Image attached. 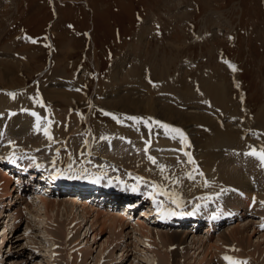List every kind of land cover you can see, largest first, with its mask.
<instances>
[{"label":"rangeland","instance_id":"rangeland-1","mask_svg":"<svg viewBox=\"0 0 264 264\" xmlns=\"http://www.w3.org/2000/svg\"><path fill=\"white\" fill-rule=\"evenodd\" d=\"M177 89L187 95L181 98ZM216 92H222L220 103ZM126 99L133 112L116 108ZM186 117H194L192 131ZM3 135L12 140L5 148L0 140V156L24 150L38 157L35 165L57 173L144 182L161 196L163 210L175 200L189 205L190 214L206 200L201 209L212 211L210 200L228 197L231 187L220 166L232 174L240 169L237 178L242 174L245 182L254 179L248 177L254 171L264 180V160L252 154L264 149V0H0ZM225 138L234 144L214 150L212 144ZM1 199L9 204L13 197ZM68 199L49 211L41 209V200L27 199L32 207L18 205L26 216L17 227L10 219L16 209L6 214L0 209V264H74L80 256L79 264L106 258L114 263L117 257L125 259L119 264H159L164 257L171 264L168 241L140 232L137 218L129 219L134 226L124 233L101 232L78 200ZM261 212L233 228H254L251 221L259 222ZM5 215L10 217L2 219ZM58 222L70 224L67 245L57 246L51 234ZM154 227L156 236L169 231ZM232 230L222 233L229 237ZM222 233L204 241L212 245L205 251L194 250L192 243L201 236L191 234L188 249H180V263L219 264L221 254L230 251ZM253 236L264 251V232Z\"/></svg>","mask_w":264,"mask_h":264},{"label":"bare ground","instance_id":"bare-ground-1","mask_svg":"<svg viewBox=\"0 0 264 264\" xmlns=\"http://www.w3.org/2000/svg\"><path fill=\"white\" fill-rule=\"evenodd\" d=\"M128 58V57H127ZM125 59V58H124ZM115 69V68H114ZM113 77H114V75H113ZM167 84V83H166ZM170 84V83H169ZM170 88V87H169ZM171 89V88H170ZM173 89V88H172ZM171 89V90H172ZM149 90V89H148ZM176 91V93H179V94H177L178 96H181V98H182V95H184V92L183 93H181L178 89L177 90H175ZM179 91V92H178ZM148 92L149 91H147V94H148ZM215 92V91H214ZM219 92V91H218ZM175 93V94H176ZM222 93V92H221ZM221 93H215V97L217 98L216 100L218 101L219 100V103L221 102L220 100H222L223 98H221L220 99V97L222 96L223 97V95L221 94ZM128 94V93H127ZM150 94V93H149ZM221 94V95H220ZM185 95H187L186 93H185ZM184 95V96H185ZM189 95V94H188ZM130 97V96H129ZM128 97V98H129ZM192 97V96H191ZM121 98V97H120ZM180 97H178V99H179ZM180 98V99H181ZM184 99V98H183ZM182 99V101H184ZM124 100H125V98H124ZM123 100V101H124ZM127 101H120V103L118 104V105H116V106H118V107H116L117 109H121V110H123V111H127V112H131V110H132V112H133V109H131L130 108V104H132V100L131 99H126ZM186 100V99H185ZM116 101V100H115ZM119 101V100H118ZM187 101V100H186ZM214 101V100H213ZM138 102V101H137ZM141 102V101H140ZM152 102V101H151ZM111 103V102H110ZM127 103V104H126ZM143 103V102H142ZM147 103V102H146ZM150 103V102H149ZM182 103V102H181ZM180 103V104H181ZM136 104V103H135ZM144 104V103H143ZM142 104V105H143ZM128 105H130V106H128ZM133 105V104H132ZM141 105V106H142ZM149 104H147L146 106H148ZM114 106V105H113ZM137 106V105H136ZM140 106V105H139ZM140 106V107H141ZM145 106V105H144ZM152 105H150L149 107H151ZM155 106V105H154ZM157 106V105H156ZM138 107V106H137ZM148 107V108H149ZM165 107V106H164ZM164 107H162V108H164ZM168 107V106H167ZM133 108V107H132ZM147 108V109H148ZM166 108V107H165ZM169 108V107H168ZM117 109H115V110H117ZM139 109H141V108H139ZM150 109V108H149ZM153 109H154V107H153ZM120 110V111H121ZM136 110V109H135ZM167 110V109H166ZM178 110V109H177ZM151 111V110H150ZM158 112H160L159 110H157ZM143 113H144V111H142ZM163 112H165V111H163ZM167 112H169V111H167ZM172 112H174V111H172ZM171 112V113H172ZM135 113V112H134ZM137 113H140V112H137ZM151 114H152V111L150 112ZM156 113V112H155ZM180 113V112H179ZM178 113V114H179ZM136 114V113H135ZM154 114V113H153ZM157 114V113H156ZM144 115H146V114H144ZM170 115V114H169ZM169 115H168V117H169ZM177 115V114H176ZM173 116H175V115H173ZM181 116V115H180ZM163 117L164 118H166L167 119V115H165L164 116V113H163ZM162 118V117H161ZM175 118H176V116H175ZM182 118V117H181ZM205 118V117H204ZM169 119H171V118H169ZM186 119H188L186 122H185V125H187V128L188 129H190V126H188V125H190V124H193L192 122L194 121V117H186ZM171 120H173V119H171ZM182 120V119H181ZM185 120V119H184ZM174 121V120H173ZM176 121H178V119H175V122ZM204 124V123H203ZM15 125V124H14ZM11 127V129L12 130H14L15 128H17V126H10ZM192 127V126H191ZM191 131H192V129H190ZM190 133V132H189ZM194 133V132H193ZM196 134V133H195ZM217 136V135H216ZM222 136V135H221ZM220 136V137H221ZM196 137V136H195ZM11 138V137H10ZM193 138V137H192ZM201 138V137H200ZM221 138H223V137H221ZM241 138V137H240ZM226 140H224V139H218V140H216L214 143L215 144H212V145H214L213 146V148H214V150H218V147H220L219 146V144L221 145V144H223V143H227V144H230V145H232V144H234V139L233 138H225ZM242 139V138H241ZM11 140H12V138H11ZM9 138L7 139V141H8V143L10 144V141H11ZM23 139H19V142H20V144H21V141H22ZM24 142H25V140H23ZM196 141V140H195ZM17 142V141H16ZM24 142L22 143L23 145H24ZM188 142V141H187ZM17 144V143H16ZM21 144V145H22ZM18 145V144H17ZM185 145V144H184ZM212 148V149H213ZM211 157V159L213 158L212 156H210ZM216 159V158H215ZM8 161V160H7ZM6 160L4 161V159H2L1 157H0V163L1 164H3L4 165V163L5 164H7L8 165V167H9V161L7 162ZM147 161V160H146ZM208 162V161H207ZM209 162H211V161H209ZM1 164H0V166H1ZM5 166V165H4ZM250 166V165H249ZM223 170H222V169ZM242 168V167H241ZM254 168V167H253ZM231 170H233V169H231ZM231 170H230V167H228V166H220V173H222L223 175H225L227 178H228V180L230 179V181H229V185H231V187H228L227 189L230 191L229 192V196H228V198L230 197H232L233 199H234V201H237V205H236V207H237V209H242V211H238L237 213H236V216L238 217L237 218V220H242L241 218H239L240 216H250L249 214H252L253 213V215H255V214H257V213H259V212H261V214L264 216V180H261V177L262 176H260V175H258V174H256V172L254 171V172H252V174H248V177H251V179L254 177V179H252V183H255V184H257V187H259L257 190V193L256 192H254L252 189H254L253 188V185H252V183L250 182H245V180H243L244 179V176H241L240 175V177H238L237 178V176L239 175V173H240V169H237L239 172H237L236 171V173L235 174H232V172H231ZM213 171V170H212ZM210 172H211V170H210ZM234 172V171H233ZM213 173V172H212ZM242 173V172H241ZM249 173V172H248ZM7 174H11V173H7ZM7 174H5V173H1L0 172V197H3L4 198V196H6L7 198H10V197H13V199L11 200V202L8 204V205H6V207L7 206H11L12 208H11V211H13V209H16L15 211H14V217H10L9 215L7 216V215H5V216H3L2 217V219H5L6 218V216L7 217H10V219L11 218H13V219H15V224H16V226L15 227H17V225L19 226V224L22 222V221H24V218H25V216H26V214H25V211H23V209H21V208H18V205L21 203V204H25V205H27L26 206V209L27 208H31L30 206H29V204H31V202H28L27 201V199H26V201L25 200H23L24 198H23V196H22V194L19 196L18 194L20 193V192H22V185H23V183H22V180H23V178L21 177V176H19V177H16L15 178V175H7ZM221 174V175H222ZM259 174H260V172H259ZM56 175H58V174H56ZM222 175V176H223ZM235 175V176H234ZM252 175V176H251ZM257 175V176H256ZM247 177V176H246ZM247 177V178H248ZM168 178V177H167ZM217 178V177H216ZM225 178V177H224ZM247 178H246V181H247ZM177 179V178H176ZM223 179V178H222ZM226 179V178H225ZM263 179V178H262ZM168 180V179H167ZM166 181V180H165ZM169 181V180H168ZM54 183H53V185H59V184H65L66 183V185H71L70 183L68 184L67 182H65L64 183V179L62 178V177H59V178H57V179H55L54 181H53ZM167 182V181H166ZM92 184H94V185H92ZM211 184V183H210ZM209 184V185H210ZM238 184H240L241 186H237ZM254 184V185H255ZM76 185H78V186H80L79 187V189H81V190H79L81 193L82 192H86V191H88V190H92V189H96V190H99V188H101L100 186H98V184H95V183H91V184H83V183H80V182H75L74 183V185H71V187L73 188V186H76ZM166 185V184H165ZM209 185H208V187H209ZM103 188H108V190L109 189H112L113 187H112V185L111 184H109V183H106L105 185H103L102 186ZM219 187V186H218ZM223 187H227V186H223ZM222 187V188H223ZM102 188V189H103ZM13 189V190H12ZM231 189H233V190H243L244 191V199L243 200H238V199H236L235 198V196L233 195V194H231V192H232V190ZM260 189V190H259ZM18 190V194H17V196L16 197H14L16 194V191ZM48 190V189H47ZM210 190L213 192L214 191V188H213V186L212 187H210ZM13 191V192H12ZM84 192V193H85ZM215 192V191H214ZM135 193V195H137L138 193L137 192H134ZM186 193V192H185ZM217 193V192H216ZM228 193V192H227ZM98 195H102V196H104V194L103 193H99ZM132 196V195H131ZM142 196H143V199H145L146 200V196L144 195V194H142ZM226 197V196H225ZM2 198V199H3ZM15 198V199H14ZM71 198H75L76 199V196H73V197H71ZM1 199V198H0ZM1 199V200H2ZM68 200H70V199H68ZM76 200H78L79 201V199L77 198ZM15 201V202H14ZM252 201H253V210L250 212V211H247V208L251 205V203H252ZM26 202V203H25ZM41 203L44 205V207H41V209L42 208H44L46 211H49V209L51 208L52 210H53V208H55L56 206V208H60L63 204H65V202H58V204L55 202V201H47V200H41ZM66 203H70V202H66ZM233 203V202H232ZM3 204H5V203H3ZM32 205H35L34 204V202H33V204ZM67 205V204H66ZM74 206H75V209H76V203L75 204H73ZM94 205V204H93ZM93 205H86L85 203H80V207H83V210L86 212V216L87 215H91V216H93L94 217V219H95V222H96V224L98 223L99 224V227L101 228L100 229V231L101 232H104L105 230H107V228H109L110 229V231H114L115 229H121V231H123V233L125 232V230H127V229H130V227H133L134 226V224L133 225H131V222L129 221V219H132V216H131V214H130V211H128L127 213H126V215H122V216H117V215H111V214H109L107 211H105L106 213H104V212H98V211H95L96 209V207L95 206H93ZM35 206H37V205H35ZM34 206V207H35ZM90 206V207H89ZM97 206V205H96ZM158 208V209H157ZM75 209H72V211H73V213H75L76 211H75ZM234 209H236L235 207H234ZM29 210V209H28ZM32 210V209H31ZM43 210V209H42ZM144 210H145V208H144ZM144 210H143V213L145 214L144 215V217H141L140 219H136V220H138V222H139V220H140V222L139 223H137L138 224V226H137V228L139 229V231L140 232H142L143 234H146V235H151L152 234V240L153 239H162V238H164V239H166L167 241H168V243L170 244V250L168 251V254H169V256H167V258H169L170 257V262H171V264H181L180 262V259H179V257H181V250H183V248H186V249H188V241H187V239L191 236L190 234H194V232H192V231H187V229H184V231H183V229H181L182 231H180V230H178V231H175V230H172V229H170V228H163V229H165V230H169L167 233H165V234H157L158 236H156L154 233H153V227L152 226H155V224L154 223H149L148 224V222L147 221H149L148 219H147V216L148 217H151V218H153L152 217V214H153V211H151V210H145V212H144ZM162 210H163V208H161V207H159V206H156V210H155V212L157 213L156 215L159 217V221H161V222H164V220H170V219H173L172 218V216H173V214L172 213H168V212H165V213H163L162 212ZM72 211H71V214H72ZM75 211V212H74ZM146 211H148V213L146 212ZM5 212H7V211H5ZM124 212V211H123ZM4 213V212H3ZM242 213H244V214H242ZM5 214V213H4ZM242 214V215H241ZM260 214V215H261ZM15 215L17 216L18 215V217H15ZM73 216V215H72ZM91 216H89L90 218H91ZM130 216V217H129ZM1 217V216H0ZM189 217V216H188ZM255 217H257V216H255ZM262 218H264V217H262ZM142 219H144V220H142ZM201 218H197V217H192V218H187L186 219V217H180V218H178V221L179 222H181V224H183V223H189V222H193V223H196V222H198V220H200ZM73 221V220H72ZM72 221H71V223H72ZM240 222V221H239ZM250 222V221H249ZM254 222V221H253ZM258 222V221H257ZM248 224H250V223H248ZM251 224H252V222H251ZM57 225V227H56V229L55 230H52V232H51V234H52V236H53V239L54 240H56L57 241V246H59V245H61L62 243L63 244H66V241H68V239H70V237H69V235H70V224L69 225H66L65 227L61 224V223H57L56 224ZM183 226V225H182ZM242 226H245V225H242ZM242 226H237V227H242ZM14 227V228H15ZM72 227V226H71ZM184 227H186L185 225H184ZM254 227V226H253ZM213 228H214V226H212V224H210L209 226H208V229H207V232L206 233H208V232H210L211 230H213ZM16 229V228H15ZM234 230H232V232L229 234L230 236L229 237H226L227 235L224 233H222V236L220 235V238H223L224 240H225V242L223 243V246H224V248L226 249V251L228 250L229 251V254H227L226 253V256H224V254H221V256H220V259L221 260H219L220 262H219V264H264V255H263V253H264V251H260L259 250V248L261 249V244H254L253 243V241H252V235H254L253 237H255V235H257L258 234V231H259V228L258 227H254V228H252L251 226H248V227H243V228H233ZM253 229V230H252ZM64 231V237H63V235H61V233ZM186 231V232H185ZM149 232V233H148ZM163 232H166V231H163ZM184 232V233H183ZM96 233V232H95ZM252 233V235L249 237V234H251ZM261 233V232H260ZM63 234V233H62ZM65 234H66V236H68L67 238H65ZM73 235H71V237H72ZM194 236V235H193ZM204 236H206V238L208 239V241L210 240V239H212L213 237V235L212 236H209V235H207V234H205ZM4 237H6V238H4V243L3 244H5L6 242H9L8 241V236L6 235V234H4ZM74 237H75V235H74ZM212 237V238H211ZM205 238V237H203V236H201L200 237V240H194L193 241V243H192V245H195V247H194V250L195 251H198V250H200V249H202V250H204V248L206 247V244H208V243H204V240L203 239ZM73 239V238H72ZM95 239V238H94ZM85 240V239H84ZM151 240V241H152ZM222 240V239H221ZM157 241V240H156ZM155 241V242H156ZM75 242V241H74ZM260 241H258V243H259ZM264 242V241H263ZM115 243V241H113V244ZM154 243V242H153ZM261 243V242H260ZM62 244V245H63ZM264 243H262V245H263ZM67 245V244H66ZM190 245H191V243H190ZM148 246V245H147ZM150 246V245H149ZM212 245H210V246H208L207 245V247L206 248H208L209 250H211L212 249V247H211ZM166 247V246H165ZM126 248V247H125ZM182 248V249H181ZM228 248V249H227ZM254 248V249H253ZM6 249V248H5ZM109 249V248H108ZM181 249V250H180ZM190 249V248H189ZM207 249V250H208ZM232 249H236V251H234L233 252V254L231 255V251H232ZM206 250V251H207ZM257 250H259L260 252H258ZM1 251H3V250H0V252ZM187 251V250H186ZM205 251V250H204ZM183 252V251H182ZM262 252V253H261ZM126 253H127V251H126ZM196 253V252H195ZM217 254H219V253H217ZM217 254H216V256H217ZM89 255V254H88ZM258 255V256H257ZM43 256V255H42ZM78 256H80V255H78ZM64 257V256H63ZM81 257V256H80ZM79 257V258H80ZM124 257V256H123ZM162 257V256H161ZM217 257H219V256H217ZM225 257H229V258H231V259H225ZM45 258V257H44ZM66 258V257H65ZM77 259H76V261L74 262V264H79L80 262H78L77 260L79 259L78 257H76ZM118 258V257H117ZM116 258V259H117ZM165 258V257H164ZM164 258H160V263L159 264H165V262H164ZM104 259V258H103ZM115 259V262L114 263H106L107 261H108V258H106V259H104V260H102V262H101V264H119V263H121V262H124V258L121 260V261H117ZM119 259V258H118ZM120 260V259H119ZM11 261H13V263H11V264H21V263H17V262H15L14 263V261L15 260H11ZM58 262H57V264H63L61 261H59V260H57ZM85 261V260H84ZM22 262V261H21ZM257 262H259V263H257ZM168 264V263H167ZM203 264V263H202Z\"/></svg>","mask_w":264,"mask_h":264},{"label":"snow or ice","instance_id":"snow-or-ice-1","mask_svg":"<svg viewBox=\"0 0 264 264\" xmlns=\"http://www.w3.org/2000/svg\"><path fill=\"white\" fill-rule=\"evenodd\" d=\"M32 115L33 116H36L37 114L36 113H32ZM129 119H133V120H136L137 118L136 117H129ZM162 127H164L165 129H167L169 126L168 125H161ZM173 132H175V133H178L181 137H183V132L180 130V129H178V128H173V129H171ZM46 135L48 134L47 132L45 133ZM253 155H257V156H259V158L261 159V160H264V149H262L259 153H257L255 150L253 151V153H252ZM186 155H187V153H186ZM149 159H151L152 161H153V163H155V158L154 157H149ZM189 159H190V162H191V157H189ZM13 162H15V161H13ZM162 171L164 170L163 168L161 169ZM189 178H192L191 176L189 177ZM140 179H143V178H140ZM155 186V185H154ZM133 191H135V189H133ZM163 194H165V195H168V193L167 192H164ZM173 203H175V200H173ZM225 259H231V258H229V257H225Z\"/></svg>","mask_w":264,"mask_h":264}]
</instances>
